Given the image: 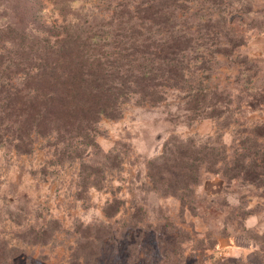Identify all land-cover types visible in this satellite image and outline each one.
Returning <instances> with one entry per match:
<instances>
[{
	"label": "rangeland",
	"instance_id": "rangeland-1",
	"mask_svg": "<svg viewBox=\"0 0 264 264\" xmlns=\"http://www.w3.org/2000/svg\"><path fill=\"white\" fill-rule=\"evenodd\" d=\"M16 2L38 26L108 3ZM181 2L194 40L179 86H165L158 101L127 99L118 116L97 122L94 146L38 136L18 152L0 143V264H264V168L261 181L244 172L257 161L248 153L264 145V0ZM208 18L221 31L209 33ZM195 90L216 106L212 116L184 108ZM167 141L226 157L218 171L193 159L197 180L182 196L165 193L147 163L171 155L158 154ZM112 198L119 209L109 218Z\"/></svg>",
	"mask_w": 264,
	"mask_h": 264
},
{
	"label": "trees",
	"instance_id": "trees-1",
	"mask_svg": "<svg viewBox=\"0 0 264 264\" xmlns=\"http://www.w3.org/2000/svg\"><path fill=\"white\" fill-rule=\"evenodd\" d=\"M106 1V12L86 8L71 19L38 26L16 0H4L8 15L0 25V143L18 152L31 151L38 136L61 140L66 148L73 140L94 146L102 117L118 116L123 102L134 95L158 101L165 86L184 81L185 50L194 37L180 23L182 0ZM206 21L211 34L223 28L212 18ZM184 103L192 115L216 111L206 94L196 90ZM158 154L171 155L148 160V176L165 185V193L179 191L182 196L199 175L200 164L192 160L218 171L215 165L225 160L226 150L167 141ZM248 154L257 161L254 170L244 172L261 181L264 145ZM118 202L107 201L106 217L118 211Z\"/></svg>",
	"mask_w": 264,
	"mask_h": 264
}]
</instances>
